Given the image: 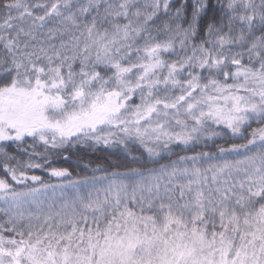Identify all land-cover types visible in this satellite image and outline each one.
Returning <instances> with one entry per match:
<instances>
[{"label":"snow or ice","instance_id":"6c2138e0","mask_svg":"<svg viewBox=\"0 0 264 264\" xmlns=\"http://www.w3.org/2000/svg\"><path fill=\"white\" fill-rule=\"evenodd\" d=\"M0 166V264H264V0H0Z\"/></svg>","mask_w":264,"mask_h":264},{"label":"trees","instance_id":"16d2710c","mask_svg":"<svg viewBox=\"0 0 264 264\" xmlns=\"http://www.w3.org/2000/svg\"><path fill=\"white\" fill-rule=\"evenodd\" d=\"M231 142H232V140L230 138H228V139H225L223 143L230 144ZM242 142H243L242 140H239V143H242ZM28 143H31L30 139H29ZM7 150L10 153H14V147L8 148ZM40 150L42 151L43 149L41 148ZM109 151H111V150L110 149L106 150V149H102V148H100V150H98V151L93 150V149H86V150H83L81 152H76L72 156V159L69 161H65L63 159V156L66 155L67 153H61L60 155L53 154L51 156V166L68 168L69 171H71L73 173V176L71 177V179H77L78 177H81L84 175H91L90 171L87 173L84 171V169H83L84 164L90 163V167H95L97 162H102L104 159L108 158V152ZM196 151H212V152H214V151H216V143L215 144L211 143L207 147H205L204 145H199L189 152L175 153L171 157H167V158L161 160L160 163L165 164V163H168L169 159L175 160L177 158V155H192ZM16 154L19 155L22 159L27 158L26 155H23L20 153H16ZM40 162L43 163V161H40ZM157 167H159V165H157ZM111 170L112 169H110V171ZM124 170H125L124 167H121L119 169V171H124ZM42 179L43 180L44 179L55 180V178L50 179L49 176L43 177ZM17 187H19V186H17Z\"/></svg>","mask_w":264,"mask_h":264},{"label":"rangeland","instance_id":"374dc122","mask_svg":"<svg viewBox=\"0 0 264 264\" xmlns=\"http://www.w3.org/2000/svg\"><path fill=\"white\" fill-rule=\"evenodd\" d=\"M136 102H139V101H138V98H137ZM252 127L254 128V127H256V125L253 124ZM224 131L227 132V130H224ZM248 131H250V129H249ZM245 134H247V133H245ZM228 138L231 139V134H230V133L227 134V135H225V136H223V138H217L216 141H215V143H216V145H217V144H218V145H221V144H227V143H223V142H224L225 139H228ZM231 140H232L231 143H233V142H235V143H239V140H240V139H235V140L231 139ZM209 144H211V142H209ZM100 148L104 149L103 146H101ZM172 150H173V153H181V152H189V151H191V150H193V149L182 151L181 148L176 147V145L174 144V145L172 146ZM173 155H174V154H173ZM171 156H172V155H171ZM171 156H170V157H171ZM166 158H167V156H166ZM25 159H27V158H25ZM52 167H54V166H52ZM34 171H35V172H34ZM28 174H29V175H33V174H34V175H38V176H40L41 178L48 176L47 172H46L45 169H43V168H41V169H31V170H28ZM4 176H5V174H4V172H3V168H2V166H0V178H3ZM42 176H43V177H42ZM9 179H10V178H9ZM50 179H51V178H50ZM44 180H45V182H49V183H59V181H57L56 179H55V180H49V179H48L49 181L46 180V179H44ZM67 191H68L69 194H71V191H72V190H67ZM61 195H62V193H61V191H60L59 189H57V191H56L55 193H53L52 190L49 189L48 192L45 194L44 198L47 199V200L56 199V200L59 201V198L61 197ZM2 207H3V203L0 202V208H2ZM2 218H3V214L0 213V219H2Z\"/></svg>","mask_w":264,"mask_h":264}]
</instances>
